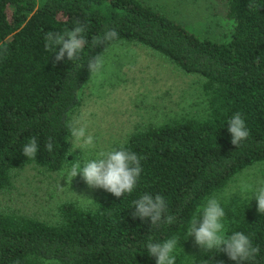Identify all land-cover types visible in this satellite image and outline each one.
Listing matches in <instances>:
<instances>
[{"label": "trees", "instance_id": "16d2710c", "mask_svg": "<svg viewBox=\"0 0 264 264\" xmlns=\"http://www.w3.org/2000/svg\"><path fill=\"white\" fill-rule=\"evenodd\" d=\"M219 1L216 31L200 36L141 0H0V46L7 49L0 55V191L26 165L59 171L73 159L66 122L92 76L87 61L115 42L138 43L200 75L207 99L200 116L147 122L114 146L141 158L131 194L115 197L100 188L94 206L64 202L54 222L0 212V264H156L146 248L149 236L154 242L177 238L176 264H237L215 249L204 252L186 235L209 197L264 161V0ZM77 20L87 26L89 43L80 60L65 55L56 62L44 37L72 30ZM109 29L118 37L93 47L92 37ZM236 112L250 133L237 147L227 131ZM32 137L39 149L28 159L22 147ZM48 137L54 138L52 153L45 148ZM144 193L163 196L175 222L151 227L150 218H133L132 201ZM238 194L219 200L226 231L244 232L259 248L244 264H264V215L255 199Z\"/></svg>", "mask_w": 264, "mask_h": 264}, {"label": "rangeland", "instance_id": "374dc122", "mask_svg": "<svg viewBox=\"0 0 264 264\" xmlns=\"http://www.w3.org/2000/svg\"><path fill=\"white\" fill-rule=\"evenodd\" d=\"M141 1L164 11L200 36L215 32L216 22L223 16L219 0ZM101 57L103 66L81 90L82 103L71 115V119L78 118L87 126L93 145L81 151L70 136L74 157L63 169L47 171L30 164L15 171L11 187L0 191V212L14 211L54 222L64 202L94 206L100 188L88 187L79 174L72 179L69 169L74 162L113 148L147 122L156 125L184 116H200L207 105L204 79L183 72L159 52L121 41L113 43ZM234 177L227 191L225 188L214 196L218 201L238 192L251 197L243 185L256 187L264 181V161Z\"/></svg>", "mask_w": 264, "mask_h": 264}, {"label": "clouds", "instance_id": "9594fccd", "mask_svg": "<svg viewBox=\"0 0 264 264\" xmlns=\"http://www.w3.org/2000/svg\"><path fill=\"white\" fill-rule=\"evenodd\" d=\"M87 26L77 20L72 30L64 32L49 31L44 39L45 51L55 53V61L59 62L67 56L68 61H78L81 53L89 41L85 37ZM118 37L115 29L106 30L102 35L92 37L93 47L99 44H106ZM58 49V50H57ZM7 49L0 46V55L6 54ZM103 66L102 57L96 55L87 61L88 71L91 74L97 73ZM66 127L72 137V143L78 146L81 151L93 145L94 138L87 133V126L80 119L74 118L66 122ZM227 131L231 135V144L236 147L249 138V130L240 112L233 114L227 122ZM54 138L48 137L45 148L49 153L54 150ZM39 145L37 139L32 137L23 145L22 151L28 159L35 158ZM141 158L137 153L127 149L124 145L113 147L107 151L99 152L94 158H86L76 161L69 169V175L76 177L78 174L83 178L90 188H102L115 197L131 194L137 186L138 179L142 173ZM245 192L251 193V200L257 202V211L264 215V181L258 186L243 185ZM135 211L133 218H150L151 227L159 226L161 223L171 225L175 222L173 215L167 214L168 205L165 198L160 194L153 196L144 193L132 201ZM202 213V216L200 215ZM225 211L218 199L209 197L200 207L199 212L189 222L186 235L194 237V242L204 252L225 253L229 259L237 264H244L245 261L254 259L259 248L253 245L252 240L242 231H234L228 234L225 228ZM178 240L170 237L162 242H154L149 236L146 243L148 255L156 258V264H176L174 252ZM222 264V262H221Z\"/></svg>", "mask_w": 264, "mask_h": 264}]
</instances>
